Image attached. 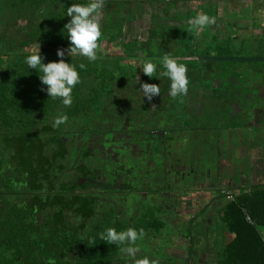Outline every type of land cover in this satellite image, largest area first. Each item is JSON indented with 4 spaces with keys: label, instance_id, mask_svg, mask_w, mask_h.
Wrapping results in <instances>:
<instances>
[{
    "label": "flooded vegetation",
    "instance_id": "obj_1",
    "mask_svg": "<svg viewBox=\"0 0 264 264\" xmlns=\"http://www.w3.org/2000/svg\"><path fill=\"white\" fill-rule=\"evenodd\" d=\"M184 1L105 0L98 52L128 68L127 75L106 78L102 94L117 105L111 113L100 114L96 129L79 123L62 126L65 133L54 138L53 150L61 160L54 183L58 189H67L74 220L84 229L99 225L119 231L144 229L145 237L139 242L156 251L149 259L158 264H215L218 245L193 241L198 237L196 228L209 232V219L221 207L216 210L219 200L224 204L232 195L248 190L249 178L262 172L258 171V157L249 167L250 156L247 163L239 156L243 130L249 123L238 122L243 115V94L235 101L231 87L206 75L208 60L194 59L193 54L202 56L197 48L184 47L188 34L182 21ZM87 2L58 0L57 9L65 10V16L71 4ZM147 48L159 53L150 55ZM165 53L178 54L175 59L192 70L187 74L188 92L176 98L169 95L167 100L160 93L149 101L141 96L137 77L142 83L156 85L164 79L160 90L169 93L168 78L154 79L140 72L145 60L159 62L158 57ZM221 116L227 122H213ZM243 166L248 167L247 175ZM200 193L204 199H199ZM84 210L85 217L80 215ZM143 219L145 224H141ZM150 223L157 229L145 228ZM118 256L131 264V257L120 251Z\"/></svg>",
    "mask_w": 264,
    "mask_h": 264
},
{
    "label": "trees",
    "instance_id": "obj_2",
    "mask_svg": "<svg viewBox=\"0 0 264 264\" xmlns=\"http://www.w3.org/2000/svg\"><path fill=\"white\" fill-rule=\"evenodd\" d=\"M57 3L0 0V264H127L117 246L99 239L110 226L84 229L76 223L67 189L54 183L61 162L53 150L54 138L65 133V124L96 129L106 105L102 93L108 78L99 64L105 55H98L100 62H90L66 53L65 62L75 65L80 75L71 107L41 91L47 87L39 79L42 73L29 68L25 58L36 45L65 46L63 29L70 19L62 16L65 10H58ZM40 54L45 64L60 59L57 52ZM61 113L68 116L67 122L53 127ZM219 213L232 237L218 246L214 263L264 264V188L241 191L222 204ZM80 215L87 216V210Z\"/></svg>",
    "mask_w": 264,
    "mask_h": 264
},
{
    "label": "crops",
    "instance_id": "obj_3",
    "mask_svg": "<svg viewBox=\"0 0 264 264\" xmlns=\"http://www.w3.org/2000/svg\"><path fill=\"white\" fill-rule=\"evenodd\" d=\"M181 6L184 13L182 16L184 29L188 32L187 37H184L186 40L183 39L185 49L187 47L192 50L197 48L199 55L260 58V60L252 61H221L234 62L236 64L240 62L242 64L233 67L224 65L225 63H222L224 66H220L214 62L217 60H208L206 61V65L209 68L206 71V75L208 74L211 78L216 77L220 80V83L217 82V79L214 81L215 86L218 83L222 86L225 84L231 87L228 89L230 91L234 90L235 101H238L239 97L243 94L244 102L241 107L243 115L238 122L245 121L249 123L246 126L244 125L246 129L243 130L244 141L242 144H239L241 145L239 156H242L246 163L249 161V167L254 164L256 157L260 159L258 171L263 173L261 176L262 180L259 177L262 173L257 177H246L251 180H249L250 187L262 186L264 188V0H186ZM198 13H206L214 17L215 24L206 26L198 33L190 30L191 25L188 21L194 19ZM189 43H192V45L189 46ZM191 53L193 54V52ZM146 54L147 52L145 51L144 55ZM154 55L156 56V54ZM169 55L171 57L175 56L173 58L179 56L178 54L170 53ZM192 56L196 61H199L197 55L193 54ZM161 57L163 56L158 58L160 59ZM185 58L188 59L189 57ZM247 62H258L260 65L249 66L246 65ZM191 71H188L187 74L190 75ZM140 72L141 75H144L141 68ZM206 90L208 89L206 88ZM238 105L237 102L235 106L238 107ZM238 122L235 124H238ZM250 131L254 132L255 135L249 134ZM253 137L258 138V140L253 142ZM231 145L234 146L232 142ZM248 156H250L251 161L250 159L247 161ZM243 170H245L247 175L248 167L246 169V166H243ZM237 194L232 195V198ZM190 196L193 197L194 195L191 194ZM198 197L199 199H204L203 193H200ZM219 201L220 203H218L216 210L224 202ZM191 211H196V208H192ZM215 217L209 219V223L212 222V227L215 220L220 222V213L216 214ZM228 234L230 235V239L232 234Z\"/></svg>",
    "mask_w": 264,
    "mask_h": 264
},
{
    "label": "clouds",
    "instance_id": "obj_4",
    "mask_svg": "<svg viewBox=\"0 0 264 264\" xmlns=\"http://www.w3.org/2000/svg\"><path fill=\"white\" fill-rule=\"evenodd\" d=\"M105 0H88L84 4H71L66 10V15L70 17L68 23L64 25L67 38L70 41V47L67 49H58L57 56L59 61L43 63V57L40 54V45L38 49L25 58V62L29 68L36 69L41 75L39 79L45 88L47 95L53 100L59 98L65 107H71L73 103L72 92L77 84L80 83V75L76 70V66L67 63L64 56H81L94 62L98 59L97 52L100 49L101 19L103 15V6ZM192 31L199 32L206 26L215 24V18L206 13H198L196 17L189 20ZM160 64L164 69L156 75L157 65L151 60H145L141 70L148 77H166L171 81L169 95L172 98L186 95L188 92L189 80L187 76L188 69L185 64L179 63L177 59L169 54L160 58ZM81 69L85 68V64L79 65ZM137 83H140V91L149 101L153 97L160 95V86L156 84L142 83L137 77ZM155 105H153V109ZM68 120L66 114H59L55 118L53 127H59ZM145 237L144 229H135L129 227L126 230L117 231L114 227H108L104 232L99 234V239L108 244L115 245L119 251L131 257V264H158L155 260L148 257L138 259L137 253L140 251L137 241L143 240Z\"/></svg>",
    "mask_w": 264,
    "mask_h": 264
},
{
    "label": "rangeland",
    "instance_id": "obj_5",
    "mask_svg": "<svg viewBox=\"0 0 264 264\" xmlns=\"http://www.w3.org/2000/svg\"><path fill=\"white\" fill-rule=\"evenodd\" d=\"M181 25H183V24H181ZM177 31V33H176V36H179L180 34V31L177 29L176 30ZM182 32V31H181ZM174 38H176V37H174ZM70 47V41L67 39L66 40V43H65V47H63L62 49H67V48H69ZM38 49V47L37 46H35V47H33V50H37ZM150 49V50H149ZM57 48H51V49H45V48H40V53H44V52H48V51H50V52H57ZM174 51H175V49H173ZM147 51L148 52H150V55H152V54H156V53H159V52H157L156 51V53H155V51H153L151 48H147ZM165 54H169V53H165ZM170 54H174V53H170ZM102 56V57H104L103 55H102V53L100 52L99 54H97V56ZM133 55V54H132ZM143 58H145L144 56H143ZM149 59H151V58H149ZM101 60H97L96 62H100ZM84 62H85V60H84ZM214 62H216V64H218V65H220V66H224V65H227V66H230V67H233V66H236V65H242V64H240V62L238 63V64H236V63H234V62H221V61H214ZM153 63H155L156 65H157V69H156V75L158 76L159 75V73L161 72V71H163L164 69L162 68V66H161V64H160V61L158 62H153ZM222 63H225L224 65H222ZM243 63V62H242ZM100 65H101V67H102V69H103V74H105V76L107 75V77L108 78H114V77H116V76H122V75H127L126 74V71H128V68H126V67H124L123 65H121V64H118L117 62H115V61H113V59H111V58H109V57H106L105 56V60L104 61H102V63L100 62L99 63ZM255 64H258V65H260L258 62H247L246 63V65H249V66H253V65H255ZM254 68V67H253ZM228 69H230V68H228ZM257 69V68H256ZM128 75H130V74H128ZM110 76V77H109ZM152 78H154V79H158V78H156V77H152ZM163 78H166V77H163ZM99 79H104V78H99ZM188 80H189V78H188ZM165 82V80L164 79H161V82L158 84V86H160V87H162L163 86V82ZM160 93H161V96H165L166 98L164 99V100H167V98L168 97H170L169 96V93H167L166 92V90H165V92H163V89H161L160 90ZM141 96H143V94L141 95ZM94 103H95V105L96 106H98L99 105V103L98 102H96V101H94ZM104 104H106L105 105V107L103 108V113H101V114H105V113H111V111L113 110V107H115V105H117V102H115V100H111V101H105V102H103ZM105 112V113H104ZM226 119V116H221V117H218V119H216V118H214V120H213V122H223V123H225V122H227V120H225ZM80 120L81 119H79L78 120V122H80ZM82 120H84V118H82ZM225 120V121H224ZM85 121V120H84ZM222 132H223V130H222ZM245 133V132H244ZM254 134V132L252 133L251 131L249 132V134ZM255 135V134H254ZM254 138V137H253ZM256 140H258V138H254L252 141L254 142V141H256ZM206 149L207 148H203V151H202V155H204L205 154V151H206ZM212 158V157H211ZM222 200H224V198H222ZM219 212H217V214H218ZM143 218V217H142ZM214 218H216V217H214ZM220 218V217H219ZM141 220V219H140ZM146 222H145V220L143 219V221L141 222V224H145ZM156 226V225H155ZM155 228V227H154ZM150 230H152V229H150ZM196 231H198V237H196V238H194L193 237V241H197V242H202V246H206V245H208V246H215L216 244L219 246V245H222V244H224V242L225 241H228V239H229V237H230V235L228 234L229 232H227L226 230H225V228H224V225L222 224V223H220L218 220H215L214 221V223H213V227H211V228H209V229H207V231H209V232H207V233H205V231H204V228H202L201 226L199 227V228H196ZM153 232H156V230H153ZM152 232V233H153ZM165 232L166 233H168V232H170V229H168L167 231L165 230ZM211 232V233H210ZM231 234V233H230ZM151 235V234H150ZM147 237L149 236L148 234L146 235ZM153 236V235H152ZM154 242V241H153ZM213 243H214V245H213ZM137 246L139 247V249H140V251L137 253V257L136 258H138V259H142V258H144V257H148V258H150V256H155L157 253H156V251H154V249H150V250H148V247H149V245H147V244H141L139 241H137ZM119 249V248H118ZM147 250H148V252H147ZM213 249H211V251H212ZM153 260V259H152Z\"/></svg>",
    "mask_w": 264,
    "mask_h": 264
},
{
    "label": "water",
    "instance_id": "obj_6",
    "mask_svg": "<svg viewBox=\"0 0 264 264\" xmlns=\"http://www.w3.org/2000/svg\"><path fill=\"white\" fill-rule=\"evenodd\" d=\"M199 60H217V61H227V60H239V61H252L260 60V58H250V57H216L211 55H202L198 57Z\"/></svg>",
    "mask_w": 264,
    "mask_h": 264
}]
</instances>
